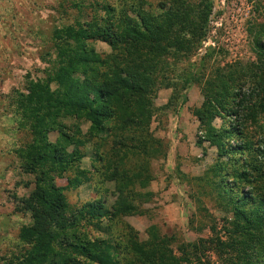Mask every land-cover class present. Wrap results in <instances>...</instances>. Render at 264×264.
Here are the masks:
<instances>
[{"label": "trees", "instance_id": "16d2710c", "mask_svg": "<svg viewBox=\"0 0 264 264\" xmlns=\"http://www.w3.org/2000/svg\"><path fill=\"white\" fill-rule=\"evenodd\" d=\"M92 3L90 19L53 30L45 78L7 96L24 130L13 152L22 172L33 176V187L15 199L28 222L19 230L20 250L5 263L209 264L202 256L211 247L225 257L222 264H264V126L256 133L250 129L264 113V42L253 40L258 64L217 76L202 90L203 108L194 112L217 149L219 159L199 180L233 216L225 238L174 246L173 236L151 224L141 240L125 218L138 215L139 202L152 196L134 188L148 186L147 159L159 154V141L149 130L154 100L160 89L174 86L166 74L170 59L179 62L196 48L211 0ZM95 42L109 52L97 51ZM242 77L252 80L247 85ZM218 119L229 127H214ZM230 139L237 143L228 145ZM85 158L91 175L79 167ZM94 174L100 185H114L113 204L97 197L70 206L65 192Z\"/></svg>", "mask_w": 264, "mask_h": 264}, {"label": "rangeland", "instance_id": "374dc122", "mask_svg": "<svg viewBox=\"0 0 264 264\" xmlns=\"http://www.w3.org/2000/svg\"><path fill=\"white\" fill-rule=\"evenodd\" d=\"M93 1L0 0V264H6L22 246L18 234L28 222V215L15 209V199L33 187V176L22 172L13 152L23 142L24 130L13 106H7V96L13 89L23 90L31 80L45 78L53 57V30L90 19L95 10L90 5ZM109 1L117 5L121 0ZM149 1L157 5L166 0ZM200 34L193 53L176 63L170 59L171 68L166 74L174 86L160 89L154 100L149 130L159 141V154L147 159L152 176L148 186L134 188L152 196L147 203L139 202L138 215L125 218L141 240L146 238L145 230L151 224L173 236L174 246L215 235L224 239L223 231L233 221L232 214L215 202L211 188L199 180L219 158L216 147L205 139L206 131L200 128L194 112L203 108L202 90L209 82L258 64L259 49L255 50L253 40L259 37L264 42V0H211L206 28ZM93 46L99 52H109L104 43L95 42ZM241 80L248 85L252 78ZM229 124L219 119L213 122L216 128H228ZM258 125L264 126V113L250 125L251 131L256 133ZM236 143L237 139L228 140L230 146ZM79 167L92 174L89 159L85 158ZM55 182L66 185L64 179ZM65 194L70 206L97 197H104L110 206L115 199L114 185H100L95 174L90 182ZM114 227L118 229L119 223L115 222ZM206 248L204 262L222 264L225 257L219 258L214 249Z\"/></svg>", "mask_w": 264, "mask_h": 264}]
</instances>
